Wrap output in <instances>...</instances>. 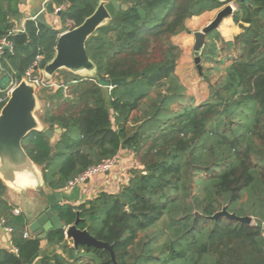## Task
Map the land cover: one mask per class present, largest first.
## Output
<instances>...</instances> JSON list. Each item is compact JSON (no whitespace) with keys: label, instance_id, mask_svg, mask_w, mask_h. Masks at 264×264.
<instances>
[{"label":"trees","instance_id":"obj_1","mask_svg":"<svg viewBox=\"0 0 264 264\" xmlns=\"http://www.w3.org/2000/svg\"><path fill=\"white\" fill-rule=\"evenodd\" d=\"M100 1L51 0L46 10L61 7V30L36 19L13 33L16 0L7 10L0 0V39L14 45L0 61V98L12 82H39V119L62 130L53 142L38 131L22 142L46 188L65 190L124 153L137 165L116 193L54 206L65 229L29 238L28 219L14 216L0 179V224L12 229L9 244L18 250L0 249V264H115L108 250L67 239L78 217L80 230L112 246L117 264H264V0H228L242 33L232 41L218 31L207 36L198 72L209 94L200 103L177 76L173 39L224 0H118L126 9L86 43L95 75L62 70L48 80L34 69L54 59L60 35ZM113 79L125 83L111 87ZM225 208L252 224L211 218Z\"/></svg>","mask_w":264,"mask_h":264},{"label":"water","instance_id":"obj_2","mask_svg":"<svg viewBox=\"0 0 264 264\" xmlns=\"http://www.w3.org/2000/svg\"><path fill=\"white\" fill-rule=\"evenodd\" d=\"M244 2L245 0H241ZM222 11H220L215 20L204 27L202 32L194 34L195 38V64L201 73V56L204 51L207 36L219 30L222 22L231 18L237 11L233 3L224 0ZM126 6L122 5L118 0H101L96 12L88 17V19L79 27L71 29L60 35L55 48L56 55L50 63L41 61L35 70H40L46 79L51 78L59 71L67 70L76 74H86L93 76L96 74V67L86 50L88 39L97 34V30L113 19L120 10H125ZM191 34V32H188ZM125 83L124 79H113L111 87H116ZM38 85L23 79L14 89L0 113V179L8 184L15 182L19 178L26 179L31 186H44L41 169L33 164L27 155L22 142L33 133V131L42 132L44 136L52 140L55 135L62 133L61 129L51 131L45 129L37 117L39 104ZM21 175V176H20ZM25 177V178H24ZM63 197L60 192H55L49 197L50 209L45 211L31 223L29 230L31 234H47L55 229H65L60 217L53 212L56 205L62 203ZM213 220L225 218L236 220L243 224H252L253 219L246 216L245 218L237 217L231 214L225 208L223 211L216 213L211 217ZM80 218L75 221L74 226L67 228L66 237L74 243V246H87L102 248L108 250L111 254L112 261H115V254L112 246L105 242H101L92 237L87 231L78 228ZM37 256V255H36ZM34 257V259L36 258Z\"/></svg>","mask_w":264,"mask_h":264},{"label":"crops","instance_id":"obj_3","mask_svg":"<svg viewBox=\"0 0 264 264\" xmlns=\"http://www.w3.org/2000/svg\"><path fill=\"white\" fill-rule=\"evenodd\" d=\"M50 1L51 0H16L15 8L18 11V14L11 16L9 20L10 22H13L15 29L25 28L26 22L38 19L45 22L48 26L50 25L57 30H61V13H50L46 10ZM1 5L4 10H7L8 0H1ZM230 19L232 21V18ZM234 27L236 26L234 25ZM3 74L4 73L1 69L0 63V83L2 84L4 83ZM57 136L58 134L55 135L51 141L53 142ZM128 156L129 158L131 157L133 161H130L131 163H123V161H121L120 164L123 166V169H119L120 165H118L109 174L94 176L84 184L59 191L63 197V201L60 204H68L71 206L80 205L85 201L92 200V198L96 197L102 191H106L108 193L118 192L121 186L117 183H126L129 178L130 169L137 167L133 156ZM126 164L132 165L128 171L125 169ZM4 185L8 188V192L6 194L8 203L14 207V210L16 208L21 210V213H23L28 219L29 227L37 217L50 209L49 197L55 192L53 193L49 191L45 185L42 187L29 185L20 188H14L6 183H4ZM113 187L116 189H112ZM44 245H46V243H44ZM10 247L9 234L6 232L5 227L0 225V249H10Z\"/></svg>","mask_w":264,"mask_h":264},{"label":"rangeland","instance_id":"obj_4","mask_svg":"<svg viewBox=\"0 0 264 264\" xmlns=\"http://www.w3.org/2000/svg\"><path fill=\"white\" fill-rule=\"evenodd\" d=\"M224 7V6H223ZM222 7V9H223ZM236 8V5H234ZM222 9L205 13L203 16L195 17L188 21L187 28L188 30L184 32L183 34L175 37L173 39L174 44L180 49V60L177 64V76L179 77V80L181 84L186 87L187 91L193 95L199 103L204 100L208 94H209V87L208 85L203 82L202 78L199 75L198 67L195 64V38L194 34L198 32H202L204 27H206L208 24H210L213 20H215L217 14L222 11ZM71 24H69V27ZM68 27V28H69ZM191 32L189 34L188 32ZM220 36L224 38L226 41H232L237 35L242 33V31L238 27H234L233 22L231 19H225L222 24L219 26L218 30ZM207 42V39H206ZM204 52V51H203ZM203 54V53H202ZM202 58V56H201ZM199 66H201V70L203 69L204 64L202 61H200ZM81 76L87 77L86 74H79ZM38 90V89H37ZM39 95V90L38 93ZM43 103L39 101L38 104V110H37V117L39 118V114L42 112ZM123 161V163H131L133 159L127 155L123 154L121 155V158L119 160L118 165H120L119 169H123V166H121L120 162ZM131 161V162H130ZM132 165L126 164V170L130 169ZM127 174V173H126ZM119 186L122 184L117 183ZM116 189V188H112Z\"/></svg>","mask_w":264,"mask_h":264},{"label":"built area","instance_id":"obj_5","mask_svg":"<svg viewBox=\"0 0 264 264\" xmlns=\"http://www.w3.org/2000/svg\"><path fill=\"white\" fill-rule=\"evenodd\" d=\"M55 12L60 14L61 13V7L60 8H56ZM24 31H25V28L23 27V28H19V29H14L12 32L13 33H24ZM13 49H14L13 42L10 41L8 39V37L1 38L0 39V61H1V59L3 58V56L7 52L12 53ZM37 65H38V63L35 64V66H37ZM31 71L32 70H30V72L28 73V76L31 75ZM32 82L36 83L39 86V82H37V81H32ZM17 85L18 84L12 82L6 87V89H4L3 92L5 94V97L4 98H0V103H3L4 101L7 102L9 100V98H10L12 92H13V89ZM120 158L121 157L118 155V156H115L113 158H110V160L103 161L102 163L98 164L97 166L91 167V169H89L87 172H85L84 174L79 176L77 179H75L72 183H70L68 188H71V187L76 186V185L84 184L87 181H89L90 179H92V177H94V176L111 173V171L114 170L118 166ZM13 214H14V216L20 215L21 214V210L16 208L13 211ZM5 229H6L7 233H12V229L11 228L5 227ZM30 234H31V232H26L24 234V238H29ZM10 250L14 254H17V252H18V250H16L15 248H11L10 247Z\"/></svg>","mask_w":264,"mask_h":264},{"label":"bare ground","instance_id":"obj_6","mask_svg":"<svg viewBox=\"0 0 264 264\" xmlns=\"http://www.w3.org/2000/svg\"><path fill=\"white\" fill-rule=\"evenodd\" d=\"M21 176V175H20ZM25 178V177H24ZM30 184L28 183V181L26 180V179H23V178H19V180L18 179H16L15 180V182H13V183H11V186L12 187H18V188H20V187H24V186H29ZM31 186V185H30Z\"/></svg>","mask_w":264,"mask_h":264}]
</instances>
